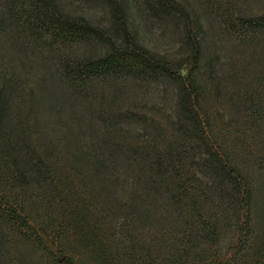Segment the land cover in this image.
Returning <instances> with one entry per match:
<instances>
[{
  "label": "trees",
  "instance_id": "16d2710c",
  "mask_svg": "<svg viewBox=\"0 0 264 264\" xmlns=\"http://www.w3.org/2000/svg\"><path fill=\"white\" fill-rule=\"evenodd\" d=\"M74 1L103 5L110 26L63 0H0V50H39L46 72L27 69L26 83L0 67V264H22L24 245L49 264H80L59 261L67 231L91 264H208L228 228L240 251L260 166L237 157L242 136L264 138V67L225 71L217 49L205 53L188 0H133L149 18L183 24L181 62L138 41L125 0ZM195 1L225 21L216 38L233 34L264 66V11ZM151 90L162 107L124 103ZM225 106L234 155L213 136Z\"/></svg>",
  "mask_w": 264,
  "mask_h": 264
},
{
  "label": "rangeland",
  "instance_id": "374dc122",
  "mask_svg": "<svg viewBox=\"0 0 264 264\" xmlns=\"http://www.w3.org/2000/svg\"><path fill=\"white\" fill-rule=\"evenodd\" d=\"M188 1L191 2V4L187 6L189 9L188 11L191 14V18L199 20V23H202L204 30L208 34L205 38L206 40L202 43L204 44L203 46L206 47L205 53L211 49H217L222 62L226 63L225 68H223L225 71H237L239 70V67L244 66L246 63L251 66V71L264 67H256V65H254L255 62L252 58H257L255 54L253 55V52H249L241 42H238L236 38H234L233 34L228 36L229 38L227 41L222 39V36L216 38V35H218H215L216 32L218 33L217 26L219 27V25L222 24L225 26V21L222 18L218 19L215 13L212 15L208 9L198 6L199 3H197V1ZM238 1L239 2L236 8H240L247 13H258L264 11V5L260 2L254 3L251 0ZM125 2V7L128 10V25L133 34L137 37L138 41L148 46L154 53L160 56L164 55L176 61L180 60L179 62H181V59L187 55L189 50L188 47L184 45L185 41L182 38L184 37L186 31L183 24H177L176 22L162 17L160 19L149 18L144 14L142 8L136 6V2L133 0H125ZM62 4H64L72 12H84L92 19L93 23L99 25L100 27L110 26L111 18L109 13L107 9L99 3H92L90 5L84 4L83 7H81L82 5L76 3L74 0H63ZM236 13L237 10L234 12V17H229L227 19H231L234 23V21L237 20L234 19L236 18ZM215 42L218 47L215 45ZM239 43H241V45ZM81 50L84 52L83 49H80L79 52L82 53ZM42 57L43 54L42 52H39V50H36L35 54H28L22 51L16 52L11 51L10 49H7L6 51L0 50V67L8 66L9 69L14 68L21 74L26 73L25 77H22V79L26 83H31L34 77L32 76V78L29 74H27V69H34L38 77L43 73L46 75V72H44L45 70L42 69ZM262 57L264 58V53ZM229 60L230 62L227 64ZM252 65L254 66L252 67ZM142 97L143 99H141ZM142 97H140L138 101H130L131 103L126 101L124 103L140 107L141 111H145L146 113L153 106L162 107L159 104L160 100L156 91H148L146 95H143ZM221 110L225 113V116L227 115V112H229L228 106L221 108ZM227 122V116L224 120H217L215 127L213 128V136L218 138L220 144L229 148L233 153L232 155H234L233 147L236 146L237 142L235 140V136L231 134V129L227 126ZM234 129H236V127H233V130ZM249 137L250 140L248 138L245 139V141L244 137H241L244 144L241 142L242 144H240V146L241 151L243 150L244 152H242V155L237 158L241 159V163L249 168L250 172H252V169L255 170L256 167L260 166L258 169L260 177L258 176L257 181L255 182V194L253 195L252 206L250 209L252 212L250 222L248 223L249 226H251L250 233L246 236L247 240L244 236L245 239L243 246L239 249L240 251H238V245L236 243L237 238H235L230 228H228L230 232L228 230H224L222 232V239L219 243L220 254L218 256H209L207 258L208 264H264V168H261L264 167V138L258 137L257 135L255 137ZM235 153L237 152L235 151ZM51 216L53 217V215ZM91 225L93 226L92 223ZM136 226H139L138 223H136ZM52 230H54L53 227L47 229L46 233L51 234V232H53ZM42 234H44V232ZM65 234L66 237L62 241L65 246H63L65 251L60 255L59 261L63 262L71 256L72 261L75 263L91 264L90 257L86 255V252L81 247V251H77L72 248L75 238L73 239L68 231L65 232ZM48 239V237L44 238V240ZM230 245L231 248H229ZM74 246H76V244H74ZM78 246L79 245L75 248H79ZM20 249L22 252V264H49L48 260L45 256H43L39 249L36 250L28 245L21 246Z\"/></svg>",
  "mask_w": 264,
  "mask_h": 264
}]
</instances>
